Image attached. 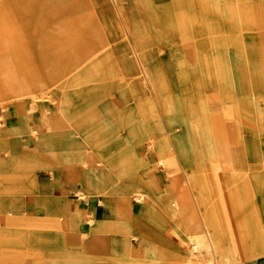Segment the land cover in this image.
Returning a JSON list of instances; mask_svg holds the SVG:
<instances>
[{"label":"rangeland","instance_id":"rangeland-1","mask_svg":"<svg viewBox=\"0 0 264 264\" xmlns=\"http://www.w3.org/2000/svg\"><path fill=\"white\" fill-rule=\"evenodd\" d=\"M248 2L251 16L264 17V0ZM211 5L212 0H6L0 8V107H9L4 117L17 119L22 126L17 132L28 136L33 135V127L23 126L34 125V108H40L39 119L41 113L48 117L40 137L36 136L40 159L51 157L56 162L72 134L71 155L108 158L123 180L138 177L156 183L140 170L149 165L171 167L168 182L179 174L186 185L188 214L200 224L213 202L212 188L220 199L215 201V216L211 210L208 214L214 219L219 243L232 246L237 264H256L264 259V254H257L258 239L264 236V78L253 84L232 72L239 83H215L211 89L210 60L227 58L230 64L237 63L234 46L229 53L222 46L224 38L235 43L234 26H220L229 32L217 37L215 23L212 35ZM225 15L218 12L214 19ZM260 28L261 32H251V44L264 55V25ZM196 43L203 88L176 97L181 88L169 78L172 69L176 73L172 54H190L181 58L189 65L185 70H194ZM135 47L149 61L154 87L143 80ZM179 77L188 81L187 87L194 86L189 83L194 74L184 71ZM132 80L144 86L132 87ZM23 103L32 111L30 115H24ZM50 107L57 108L56 115L49 116ZM143 149L149 152L147 162L139 154ZM228 156L233 159L226 161ZM186 171L202 183L192 181L190 188ZM235 173H245V179L237 181H245V189L237 192L241 193L237 200L235 195L222 200L219 188ZM211 181L213 187L207 183ZM135 187L138 190L133 189L130 200L142 186ZM28 190L29 171L23 162H0V264H137L133 259L115 260L116 256L93 257L68 243L67 228L56 223L65 216L54 211L52 217L42 204L35 214H23L19 199ZM225 202L228 208L222 210ZM237 210L241 216L235 215ZM124 220L129 240L135 235L173 246L163 235L164 228L147 217ZM95 224L87 221L83 235ZM200 245L196 258L203 251L211 257L196 259L199 263L221 264L223 248L215 252L207 240H200Z\"/></svg>","mask_w":264,"mask_h":264},{"label":"crops","instance_id":"crops-1","mask_svg":"<svg viewBox=\"0 0 264 264\" xmlns=\"http://www.w3.org/2000/svg\"><path fill=\"white\" fill-rule=\"evenodd\" d=\"M248 1L226 0V3L223 4V1L215 2L212 0L210 15L212 35L215 23L219 26V36L217 37H222V32H225V34L229 32V28H220V26L226 24L234 26L233 35L236 38L235 43L226 42V38H224L225 42L222 46L226 52L229 47L234 46L237 63L234 65L230 64L227 58L224 59V62L222 60L219 62L220 59L218 61L210 60L211 89L215 83L217 86L230 82L233 84L239 83L237 75L232 74V72H239L242 81L246 79L249 83L252 82L253 84H258L264 78V59H262L264 55L261 53L259 47H254L251 44V40L254 39L251 38V32L262 31L260 27L264 25V17L251 16L250 3ZM218 12L225 13L226 15L225 17H218L216 21L214 16ZM197 37L196 33V41L198 40ZM212 38L215 37L212 36ZM198 47L199 44L196 43L193 50V57L195 58L194 70L189 68L185 70V67H189V65H186V61L181 58V56L190 54H172L176 73L172 69L169 72V78L176 87L181 88L176 93V97L187 96L192 88L202 87V60H198L196 56L199 51ZM184 71L185 73L194 74V81L189 82L194 86L190 84L191 86L187 87L188 81L182 82V78L179 76ZM143 80L145 82L144 76ZM130 84L132 87L138 88H141V85H143L139 80H132ZM146 86L149 85L146 84ZM46 96L49 97V94ZM23 108L25 116L31 114L26 103H23ZM7 110H9V107L5 106V110H2L0 107V162L9 163L13 160H20L23 162L25 169L29 171V186L31 190L24 192L21 199H19L20 210L23 214H35L42 204V208L45 207L51 211L52 217H55L54 211L60 215H64L65 217L61 219V223L59 219L57 222L53 219L52 222H56L58 227L62 225L63 229H65L64 227L67 228L65 233L68 243L82 247L88 255L93 257L116 256L115 260L133 259L137 264H139V260L145 261L144 264H201L196 259L199 258V260L207 261L211 255L203 251L201 256L199 257V254L196 258V254L199 253L200 248L198 251L193 252L192 250L194 249V242H196L195 237L204 234V236L200 237V240H207L215 252H219V249L223 248L220 252L221 264H237L235 262L236 256L231 250L232 246L219 243L214 219H211L208 214L211 210L212 217L215 216V212L218 211V204L216 206L215 201L220 199L218 197L219 194L213 192L212 188L210 200L213 202H210L212 204L207 208V212L201 215L202 219L201 217L200 219L202 221L200 224L192 214H188L186 205L188 196L184 188L186 185L180 180L179 174H173L171 180L168 182L167 175L172 170L171 167L154 168L149 165L140 170V174L143 177L149 175L156 183L138 177L123 180L122 174L114 170L115 167L108 158L100 161L91 158L90 153H87L86 156L71 155L69 146L72 134L66 138L65 144L67 149L56 159V162L51 157L40 159L37 153V148H39L37 137H40V131L43 130L44 125L46 126L42 121L47 116L41 113L39 119L40 108L36 107L33 109L34 125L26 123L23 126L28 129L33 127L31 129L33 135L28 136L17 132V129L19 128L18 131H20L22 127L17 119L9 116L4 117L3 112ZM56 111L57 108L50 107L49 116L56 115ZM68 112L67 108L65 116H67ZM139 154L143 162L149 160V152L147 150H140ZM231 159L233 158L229 156L225 158L226 161ZM186 173L188 177L187 185H190L192 181L195 184L202 183L201 178L195 176L193 173H189L191 177L193 175L192 178L194 180H192L188 176L187 171ZM245 177V173L244 176L235 173L232 178L235 180L243 178L244 180ZM207 183L211 187L215 185L214 181ZM218 183L216 186H218ZM139 184L142 186L141 191L143 192H147V188L153 190V194H150V200L156 203V208H149L147 203L148 196L147 198L141 197V200L132 197L130 200L129 195L133 191L134 186ZM243 184L245 185V181ZM233 195L237 196L241 195V193H234L230 196ZM197 196L202 200L201 193ZM230 196L227 197V195L222 194L221 199L227 200ZM197 199L195 196V200ZM235 199L237 200L239 197ZM171 202L172 206L170 208L169 204ZM131 204L136 205V207H132ZM220 207L222 210H225L228 208V204L225 207V204L222 203ZM243 207H245L244 204H242ZM237 211L239 212V210ZM138 215L147 217L156 226H162L164 228L163 235L173 246L158 244L148 238H139V236L135 235L134 238L129 240L125 232L127 230V226H125L127 223L124 219ZM235 215L241 216V213L239 212ZM87 221L90 224L96 221V224L91 226L90 232L84 236V226ZM74 223L82 224V227L74 229ZM58 227L56 229L60 231L61 228ZM200 227L203 228L201 234ZM63 229L62 231H64ZM190 231H193L195 234H188ZM190 248L191 251L189 252ZM184 251L185 254L183 253ZM257 254H264V236L258 239ZM224 255H228L230 258L224 260ZM115 262L117 263V261ZM209 264H216V262L214 261ZM256 264H264V259L257 260Z\"/></svg>","mask_w":264,"mask_h":264},{"label":"bare ground","instance_id":"bare-ground-1","mask_svg":"<svg viewBox=\"0 0 264 264\" xmlns=\"http://www.w3.org/2000/svg\"><path fill=\"white\" fill-rule=\"evenodd\" d=\"M42 1H45V2H50L51 0H42ZM52 1H54V0H52ZM5 4H6V0H1L0 1V8H2V7H5ZM134 44V43H133ZM11 45V44H10ZM136 44H134V46H135ZM134 54H135V57H136V60H137V62H138V65L140 66V68H141V73H142V75L145 77V83L146 84H148L149 85V87H154V85H153V75H152V73L153 72H151V68H150V65H149V61H148V59H144L141 55H142V52L137 48V47H135V51H134ZM7 67V66H6ZM21 94H23V93H21ZM28 94V93H27ZM30 113H32V111H29ZM47 122H48V119H47V117H45L44 119H43V121H42V123L43 124H47ZM36 128V127H35ZM34 128V129H35ZM35 132H36V129L34 130ZM241 179V178H240ZM237 181H239V180H233V179H230V181H225V182H223V184L220 186V188H219V191H220V193L221 194H223V195H227V197L228 196H230L231 194H234V193H237V192H239L240 190L242 191V189H244L245 188V185L243 184V183H238ZM115 187V186H114ZM190 187H191V185H190ZM134 188L135 189H137L135 186H134ZM192 188V187H191ZM138 190V189H137ZM147 190V192H143V191H136L135 193H134V198H136V199H140L141 197H145V198H147V196H148V201H147V203H148V205H149V208H156L155 207V202H152L151 200H150V194H153V190L152 189H150V188H147L146 189ZM159 196V195H158ZM141 200V199H140ZM225 204V206H227V203L225 202L224 203ZM169 206H170V208H171V206H172V202L169 204ZM174 209V208H173ZM175 210V209H174ZM173 210V211H174ZM205 217V216H204ZM207 220V219H206ZM210 220V219H209ZM208 221V220H207ZM202 236H204V234H202L201 236H197V237H195L196 238V242H194V249L192 250L193 252L194 251H198L199 250V248H200V242H199V240H200V237H202ZM230 257L228 256V255H224L223 256V259L224 260H227V259H229ZM187 263V262H186ZM189 264H193V263H189Z\"/></svg>","mask_w":264,"mask_h":264}]
</instances>
